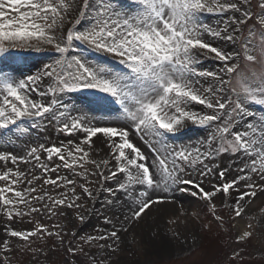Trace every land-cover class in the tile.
<instances>
[{"label": "snow or ice", "instance_id": "6c2138e0", "mask_svg": "<svg viewBox=\"0 0 264 264\" xmlns=\"http://www.w3.org/2000/svg\"><path fill=\"white\" fill-rule=\"evenodd\" d=\"M258 7L253 13L251 0H0V57L50 56L34 73L0 69V140L44 121L68 137L24 155L0 150V264H11L13 252L46 264L58 250L66 252V264H126L122 257L142 251L137 229L162 246L191 251L201 212L220 226L256 219L237 231V244L264 230V199L252 207L264 196V111H257L264 109V0ZM228 13L220 24L207 22ZM254 17L258 40L249 26ZM206 60L218 67L204 68ZM78 93L111 119L101 126L71 101ZM192 126L206 130L203 141L173 147ZM93 138L109 149L107 157H93ZM225 155L235 159L220 168ZM177 195L200 207L179 203L163 225L144 223L153 209L177 204ZM92 216L103 226L86 232ZM43 217L64 223L49 227ZM73 220L78 229L69 226ZM25 222L32 227H13ZM242 252L229 259L242 261Z\"/></svg>", "mask_w": 264, "mask_h": 264}, {"label": "rangeland", "instance_id": "374dc122", "mask_svg": "<svg viewBox=\"0 0 264 264\" xmlns=\"http://www.w3.org/2000/svg\"><path fill=\"white\" fill-rule=\"evenodd\" d=\"M261 0H251V11L253 13H259L260 9L258 7ZM230 13L225 14L224 16H209L207 17V22L213 25L220 24L222 20H225ZM256 28L257 40L259 33L261 31L258 19L256 22L252 23ZM247 35V29L245 30ZM217 43L223 44L222 41H217ZM231 50V49H230ZM50 59L48 53H36L34 51H12L9 54V58L0 57V69L8 70L11 68L18 69L20 71L29 74L35 72L38 68L42 66L43 63L47 62ZM247 62L241 57L240 65L243 69ZM204 68H216L218 67L216 62L211 60L204 61ZM257 70H259V64L253 65ZM235 84V80H233ZM87 93H78L70 94V99L74 102L77 107L84 109V111L89 112L90 115L97 117L101 121V126L104 125V122L107 119H111L107 116L108 110L106 108H100L96 105H90L85 100ZM39 99V97H35ZM66 99H68L66 97ZM198 108L199 106H194ZM257 111H264V109L257 108ZM234 130H240L239 128ZM3 135L6 136L5 140H0V150L13 152L18 155H24L28 147L37 146L40 143H44L46 146L51 144H59L60 141L67 142L68 137L56 131L54 123H48L47 121L41 122L38 128H29V131L23 134H14L5 132ZM207 136L205 129L197 128L195 126L190 127L185 130L183 134H179L176 138L173 139L170 143L173 147L188 146V145H198V142H202L203 139ZM19 137V138H17ZM94 148L97 151L92 153L93 157L96 159L105 158L108 155L109 149L102 144L101 139L93 138ZM132 141L135 145L141 148L148 156L149 160L153 159L152 154L149 152L146 144L141 141L139 136L133 135ZM102 149V150H101ZM43 159V156H42ZM235 158H230L225 155L218 158V163L220 168L232 166V161ZM58 162V161H57ZM238 164L239 161H236ZM8 167H12L11 164ZM21 169L24 170L30 165H20ZM37 174L39 171H37ZM66 174L64 172L61 173ZM55 176V174H52ZM236 172L233 171L228 179H231L232 176H235ZM95 179V178H93ZM205 186H209V181L206 179L204 181ZM112 186V185H109ZM79 191V189H77ZM235 195V194H233ZM264 199V196H261L254 205L253 209H257L260 206V200ZM177 204H166L159 206V211L153 209L149 216L145 218V224H160L163 225V219L165 215H171L176 213L179 210V203H183L184 206L191 210L200 207L199 201H196L194 198L184 195H177ZM220 199L217 198V203L219 204ZM189 203V204H186ZM96 208L102 211L101 203H97ZM221 215L225 216V219H228L227 209H223L220 212ZM251 214H256L255 212ZM201 221L199 231L197 232L199 239L196 242V245L192 247V250L189 251L188 247L185 246H165L162 247L158 243L153 242L150 239V233L148 230L141 231L137 229V237L142 240L141 253L136 257L126 256L122 257L126 264H264V230H257V233L254 234V238L250 239L247 244H237L235 243V236L239 229H242L248 222H251L254 226L257 223L256 219L249 221L248 217L238 220L235 222L236 226H232V221L225 223L223 226L218 225L211 216L204 215L201 212ZM64 223V221L49 220L47 217L41 218V223L49 225L51 227L54 223ZM232 222V223H231ZM0 223H3V218L0 217ZM260 223L264 224V218H260ZM103 226L97 216H92L90 223L84 228V231H91L93 226ZM207 225L208 229L205 230L204 226ZM73 229H78V222L72 221L69 225ZM13 227L18 229H28L32 227V224L27 222L25 223H16ZM193 230H196L195 228ZM2 232V229H0ZM0 239H3V236H0ZM127 239L131 240L132 237L129 236ZM51 243V241H49ZM227 243L229 245H227ZM227 245V246H226ZM35 246V245H34ZM191 247V245H189ZM243 249L241 255L243 256L242 261L230 260L232 252L237 249ZM66 252L64 250H58L55 252H50L47 257L46 264H66ZM41 260H44V257H40ZM11 264H36L35 258H33L29 253L24 252H13L11 254Z\"/></svg>", "mask_w": 264, "mask_h": 264}, {"label": "bare ground", "instance_id": "6f19581e", "mask_svg": "<svg viewBox=\"0 0 264 264\" xmlns=\"http://www.w3.org/2000/svg\"><path fill=\"white\" fill-rule=\"evenodd\" d=\"M186 204H189V203H186ZM186 208V207H185ZM156 243V242H155ZM160 245V244H159ZM162 246V245H161ZM162 247H165V246H162Z\"/></svg>", "mask_w": 264, "mask_h": 264}]
</instances>
